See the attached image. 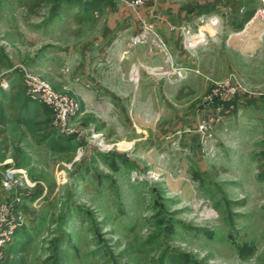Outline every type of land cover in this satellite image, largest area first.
Masks as SVG:
<instances>
[{"label": "rangeland", "instance_id": "374dc122", "mask_svg": "<svg viewBox=\"0 0 264 264\" xmlns=\"http://www.w3.org/2000/svg\"><path fill=\"white\" fill-rule=\"evenodd\" d=\"M22 2L0 0L3 87L22 83L29 69L42 75L29 59L75 28L76 8L65 22L49 19L48 6L27 19ZM229 74L250 92L211 96L214 81ZM260 100L238 72L213 78L197 109L208 116L220 107L222 119L204 141L195 126L177 125L129 145L72 119L76 130L67 132L53 114L14 129L9 149L0 148V161L8 158L0 176L6 167H23L32 184L2 190L0 203L18 196L15 205L25 217L31 211L33 223L32 245L8 264H264Z\"/></svg>", "mask_w": 264, "mask_h": 264}, {"label": "crops", "instance_id": "0c3cea01", "mask_svg": "<svg viewBox=\"0 0 264 264\" xmlns=\"http://www.w3.org/2000/svg\"><path fill=\"white\" fill-rule=\"evenodd\" d=\"M260 5L261 0H143L132 7L103 1L92 14L79 15L75 9L74 30L42 44L28 65L40 70L55 88L65 86L78 99L80 109L73 123L94 127L123 140L121 143L134 145L142 138L146 144L144 139L169 132L174 126H195L197 118L205 114V108L197 109L202 96L221 73L238 72L250 87H257L262 100L259 108L264 113V24L250 17L241 28L233 27ZM65 15L59 14L58 22H65ZM143 18L165 38L174 59L189 67L185 74L170 77L150 72L149 67L161 62L160 52L147 43L127 45ZM186 26L205 37L186 47L182 30ZM133 62L139 72L137 80L128 76ZM179 88L182 97L176 95ZM0 105L10 117L9 143L14 129L22 131L41 115L52 116L50 109L31 99L24 85L13 79L0 87ZM29 116L30 122L17 120ZM188 137L197 141L196 134ZM3 193L0 187V196ZM30 214L26 210L25 223L17 227L6 247V264L32 241Z\"/></svg>", "mask_w": 264, "mask_h": 264}, {"label": "built area", "instance_id": "2783aa9c", "mask_svg": "<svg viewBox=\"0 0 264 264\" xmlns=\"http://www.w3.org/2000/svg\"><path fill=\"white\" fill-rule=\"evenodd\" d=\"M116 3H128L135 7L143 0H114ZM97 13V12H96ZM251 19L264 24V0L254 11ZM183 42L186 47L195 45L199 40L205 37V34L199 30L192 31L190 26L182 27ZM140 43H147L150 47L159 51L161 62L148 68L150 72H158L170 77H180L189 70V67L180 64L174 59L173 53L167 44L165 38L155 28L148 19H142L139 28L134 31L127 41L129 47H134ZM198 71V69H195ZM138 68L136 63H131L128 76L132 80L138 79ZM27 95L34 100L46 104L52 111L55 123L61 129L71 132L76 130L69 125L70 120L78 113L80 109L79 101L76 97L70 95L65 86L62 89L55 88L52 83L40 73L33 70H26L23 73L22 81ZM248 90L234 74H229L223 78L214 81L211 89V96L230 99L237 95L247 94ZM222 119L220 107L208 116L198 117L195 122V129L200 135L201 141L211 139L214 133V126ZM189 129V128H187ZM186 129V130H187ZM1 163V161H0ZM24 181L31 185L32 182L26 178L25 169L22 167H6L0 176V187L2 190H14L15 187ZM20 200L18 196L15 201L0 203V264H6V247L12 240L17 227L25 222L24 210L16 206Z\"/></svg>", "mask_w": 264, "mask_h": 264}, {"label": "trees", "instance_id": "16d2710c", "mask_svg": "<svg viewBox=\"0 0 264 264\" xmlns=\"http://www.w3.org/2000/svg\"><path fill=\"white\" fill-rule=\"evenodd\" d=\"M107 0H23L22 5L25 7V17L31 18L33 16L40 15L44 6H48L50 10L49 19H52L54 15L68 14L73 8H76V14L88 15L92 14V10L97 7L100 3ZM254 14V10H250L246 15L241 18L240 22L233 27L239 29L243 26V23L247 21ZM177 97H182L184 92L182 88L177 91ZM38 101V100H36ZM40 102V101H38ZM46 108L50 109L46 104L40 102ZM5 107L0 105V148L6 151L9 147V137L7 134V123L10 117L7 116ZM3 110V111H2ZM51 110V109H50ZM3 112V113H2ZM52 112V111H51ZM31 117H17V120L30 122ZM260 160L262 164L261 169H264V153L262 154Z\"/></svg>", "mask_w": 264, "mask_h": 264}]
</instances>
